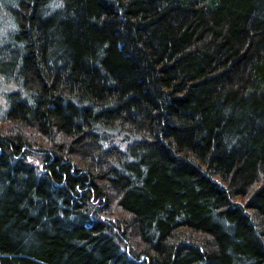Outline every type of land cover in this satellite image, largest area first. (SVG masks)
Instances as JSON below:
<instances>
[{
	"label": "trees",
	"instance_id": "trees-1",
	"mask_svg": "<svg viewBox=\"0 0 264 264\" xmlns=\"http://www.w3.org/2000/svg\"><path fill=\"white\" fill-rule=\"evenodd\" d=\"M0 264H264V0H0Z\"/></svg>",
	"mask_w": 264,
	"mask_h": 264
},
{
	"label": "rangeland",
	"instance_id": "rangeland-1",
	"mask_svg": "<svg viewBox=\"0 0 264 264\" xmlns=\"http://www.w3.org/2000/svg\"><path fill=\"white\" fill-rule=\"evenodd\" d=\"M14 89L13 84L0 82V105H4L5 94Z\"/></svg>",
	"mask_w": 264,
	"mask_h": 264
}]
</instances>
